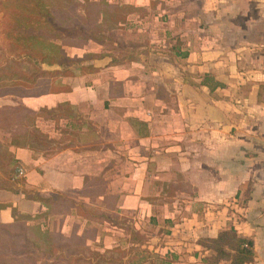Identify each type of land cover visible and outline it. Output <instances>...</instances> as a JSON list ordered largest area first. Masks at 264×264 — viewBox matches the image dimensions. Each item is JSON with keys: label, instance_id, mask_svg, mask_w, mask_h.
I'll list each match as a JSON object with an SVG mask.
<instances>
[{"label": "crops", "instance_id": "obj_1", "mask_svg": "<svg viewBox=\"0 0 264 264\" xmlns=\"http://www.w3.org/2000/svg\"><path fill=\"white\" fill-rule=\"evenodd\" d=\"M107 1L169 37L128 56L105 26L64 55L25 29L17 53L0 46V240L39 229L89 264H205L198 240L234 227L264 264V0Z\"/></svg>", "mask_w": 264, "mask_h": 264}, {"label": "trees", "instance_id": "obj_2", "mask_svg": "<svg viewBox=\"0 0 264 264\" xmlns=\"http://www.w3.org/2000/svg\"><path fill=\"white\" fill-rule=\"evenodd\" d=\"M55 3L57 8H65L66 5L73 13H69L64 19V27L60 25L59 20H55L52 15H45L46 23H49L52 28L57 29L63 28V37L61 38V44L58 49L53 48L54 53L59 52L60 55H64V50L62 45H82L85 41L100 37V32L103 31L104 26L107 25V22L110 18L118 17L116 20L115 26L119 23L127 21V16L134 11L127 12L125 15L121 13L122 9L126 10L127 6H120L121 4L110 3L107 0H51ZM53 3V4H54ZM54 5H52L53 7ZM77 7L82 8V14L79 15L82 18L83 23L77 25V19H75V12ZM125 7V8H123ZM120 10V15L118 16L117 10ZM52 13V10H51ZM125 13V12H124ZM103 16L102 23L99 22V19ZM61 20L62 17H61ZM89 23H93V28L96 31H91L85 29L89 26ZM67 27V28H65ZM107 26H105L106 28ZM42 27L33 28L29 27L25 29V33L28 34V39L32 43L37 44L40 48L45 51L48 44H50V39L52 37L46 38L44 29ZM108 30V29H107ZM76 35H81V39H76ZM102 36H104L102 34ZM66 37V38H65ZM56 39V38H55ZM29 42V41H28ZM49 47V51H50ZM56 50V51H55ZM43 54V53H42ZM44 55V54H43ZM203 84L210 87L211 91L215 90L217 86H222V83L216 81L211 74H205ZM165 190L168 192L169 196H174L176 191L181 188L180 184L177 183H164ZM45 201V199H42ZM93 214V212H88ZM39 230V229H38ZM37 229L30 230L29 237L35 238V234L38 232ZM25 236L28 240H24V237L20 239V236L12 237V240L9 242L0 240V264H29V259L34 261V264H78V262H86L87 259L82 257H71L67 258L65 255H62L58 252L57 246L54 249V252L45 251V246L43 243L36 244L34 239H30L22 231V235ZM198 242L209 250V254L203 257V262L205 264H222V262H229V264H247L254 260V241L252 238L240 234L234 227H229L221 230L216 237H202ZM21 251V252H20ZM24 251L28 253V259L24 261L20 254H24ZM22 258V260H21ZM81 260V261H80ZM106 257L105 255H100L99 253H92L90 258L91 264H105ZM49 262V263H48ZM86 264H89L86 262Z\"/></svg>", "mask_w": 264, "mask_h": 264}, {"label": "rangeland", "instance_id": "obj_3", "mask_svg": "<svg viewBox=\"0 0 264 264\" xmlns=\"http://www.w3.org/2000/svg\"><path fill=\"white\" fill-rule=\"evenodd\" d=\"M119 1H126V0H119ZM53 3L54 2L51 0H0V46L2 45L6 47H11L12 48L11 50L17 53L18 50L21 48L20 45L18 46L17 44L20 42H28L25 41L22 35H20L22 33L17 31V29L23 30V29H28L29 27H33L37 29L38 27H42L41 29H44L45 31L44 37L49 39L50 37H52L51 39L56 38L58 40H62L61 38L63 37V30H62L63 28L62 27L59 28V31L55 29V27L53 29L49 23H46L44 16L47 15V13L49 15H52L53 18L55 20L58 19L60 25L64 27L66 23L65 21H67V19H64L63 17H66L69 13L71 14L73 13L67 7L66 3L64 5L66 6L65 8H57L55 7V3L54 4ZM52 5L54 6L52 7ZM120 6L128 7V8L123 7L126 9V10L122 9L121 11V13H123L124 15L127 12H131L133 10L132 5L130 4H122ZM82 12H83L82 8L77 7V11L75 12V19H77V25L79 24L81 25L83 23L82 18L79 17V15H81ZM117 13L119 16L120 15L119 9L117 10ZM61 17L63 20H61ZM117 18L118 17L116 16V19ZM116 19L110 18L108 20L107 25H105L107 26L106 30L108 29L107 30L108 32L104 34L106 42L108 43L110 48L113 49V52L115 46L114 43L116 42V40L125 47L123 51L118 48L119 52L124 54L125 56H128L130 53H134L133 51L138 49L136 47L132 49L131 48L132 44H136L133 46H137L140 43L151 42L152 39L158 40L159 37H166V38L169 37V36L167 37L163 32L162 36H158V38H156L155 36H153V34H151L149 30H147L146 27L141 32H136L137 29L135 26L136 23L133 22V20H127L126 24L123 26V30H119V28L117 29L115 26L117 21ZM146 20L148 21V23L151 22L150 17L149 19ZM162 28L165 29V27ZM85 29L93 31L94 30L93 23H89V26L85 27ZM79 38L81 39V35H76V39ZM120 44L118 46H120ZM4 49L5 48L2 49L0 47V57L3 58V56L8 55L9 58L10 57L9 54L4 52ZM3 64L4 63L0 64V73L2 72ZM1 82H2V75L0 76V84H2ZM157 155L160 156L161 159H163V157H161L162 154L161 155L157 154ZM148 181H152L151 178H149ZM150 185H151V190L158 189L157 186H160V188L162 187L161 183H157L156 185L154 183H151ZM29 264H34V261L32 259H29Z\"/></svg>", "mask_w": 264, "mask_h": 264}, {"label": "built area", "instance_id": "obj_4", "mask_svg": "<svg viewBox=\"0 0 264 264\" xmlns=\"http://www.w3.org/2000/svg\"><path fill=\"white\" fill-rule=\"evenodd\" d=\"M17 170H18V173H19L20 175H25V172H26V171H25V169H24L22 166H19Z\"/></svg>", "mask_w": 264, "mask_h": 264}]
</instances>
